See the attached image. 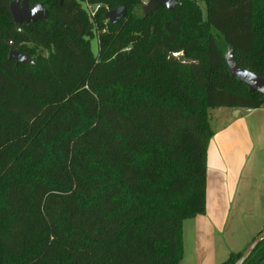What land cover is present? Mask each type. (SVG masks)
<instances>
[{
    "label": "trees",
    "instance_id": "obj_1",
    "mask_svg": "<svg viewBox=\"0 0 264 264\" xmlns=\"http://www.w3.org/2000/svg\"><path fill=\"white\" fill-rule=\"evenodd\" d=\"M12 1L0 0V264H181L184 221L206 212L210 109L264 107L225 57L264 77V0H202L205 17L197 0L148 15L141 0H89L95 22L85 0H29L49 11L29 24ZM244 264H264V238Z\"/></svg>",
    "mask_w": 264,
    "mask_h": 264
},
{
    "label": "crops",
    "instance_id": "obj_2",
    "mask_svg": "<svg viewBox=\"0 0 264 264\" xmlns=\"http://www.w3.org/2000/svg\"><path fill=\"white\" fill-rule=\"evenodd\" d=\"M214 114L222 124L208 146L206 212L184 221L195 243L186 264H221L264 229V107Z\"/></svg>",
    "mask_w": 264,
    "mask_h": 264
},
{
    "label": "water",
    "instance_id": "obj_3",
    "mask_svg": "<svg viewBox=\"0 0 264 264\" xmlns=\"http://www.w3.org/2000/svg\"><path fill=\"white\" fill-rule=\"evenodd\" d=\"M179 4V0H149L147 4L143 5L142 10L144 15H148L160 6H165L169 11H173ZM10 12L16 23H32L39 20H46L49 17V11L44 7L43 3H37L35 6L30 5L29 0H13L10 3ZM128 14L127 7L122 4L114 9L109 10L105 14V19L111 24H117L122 18ZM9 57L16 60V63H24L29 65H35V61L30 58L26 53L18 51L16 49L10 51ZM226 62L229 66L231 75L238 78L240 82L247 85L251 92H259L264 97V77H260L253 72L241 67L235 59L234 51L229 48L226 55ZM234 114H238V110L234 111ZM264 238V229L249 243L244 250L241 257L235 264H244V262L255 251L259 243Z\"/></svg>",
    "mask_w": 264,
    "mask_h": 264
},
{
    "label": "rangeland",
    "instance_id": "obj_4",
    "mask_svg": "<svg viewBox=\"0 0 264 264\" xmlns=\"http://www.w3.org/2000/svg\"><path fill=\"white\" fill-rule=\"evenodd\" d=\"M198 4L200 5V7L203 9V12H204V17L206 16V4L205 2H203L202 0H197ZM91 45H92V51L95 55H98L99 53V41H98V36L96 35L93 39H91ZM46 54V52H45ZM216 111V108L214 109H210L209 113H210V116L211 118L213 117V119H217L214 112ZM212 127H221V121H212ZM191 221L190 222H187V225H190ZM185 226H186V223H185ZM187 227V226H186ZM193 231V230H191ZM187 231V236H186V241H185V237H184V257H183V260L181 261V264H186V263H189V260H187L189 257L192 256L191 254V248L194 246V241L189 238V235L193 232ZM194 237L196 239H198V234L194 232ZM228 240H231L229 239V236L227 237ZM199 240V239H198ZM217 240V242H220L218 238H215V241ZM235 244H232V246H234ZM188 249V250H187ZM190 250V251H189Z\"/></svg>",
    "mask_w": 264,
    "mask_h": 264
},
{
    "label": "built area",
    "instance_id": "obj_5",
    "mask_svg": "<svg viewBox=\"0 0 264 264\" xmlns=\"http://www.w3.org/2000/svg\"><path fill=\"white\" fill-rule=\"evenodd\" d=\"M149 0H141V8L143 5L147 4ZM101 4H92L89 0L83 1V8L86 10V12L89 15V18L92 22H95L97 12L101 8ZM108 21V20H107ZM175 56H179V53H175Z\"/></svg>",
    "mask_w": 264,
    "mask_h": 264
}]
</instances>
